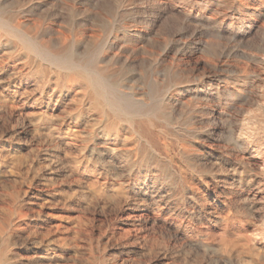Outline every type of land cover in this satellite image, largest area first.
<instances>
[{"label":"rangeland","instance_id":"obj_1","mask_svg":"<svg viewBox=\"0 0 264 264\" xmlns=\"http://www.w3.org/2000/svg\"><path fill=\"white\" fill-rule=\"evenodd\" d=\"M263 2L0 0L40 40L112 42L92 61L136 111L104 135L81 83L0 27L4 264H264ZM155 83L168 122L144 113Z\"/></svg>","mask_w":264,"mask_h":264},{"label":"bare ground","instance_id":"obj_2","mask_svg":"<svg viewBox=\"0 0 264 264\" xmlns=\"http://www.w3.org/2000/svg\"><path fill=\"white\" fill-rule=\"evenodd\" d=\"M15 20L16 17L14 15H10L7 18H0V27L6 33H8L10 37L17 40L22 45V47L26 49L29 53H31L35 57H38L41 61L47 62L48 64L52 65L57 70H59L57 76L60 80L62 79V81H64L61 84V87H65L68 84L77 81L81 83L84 93L83 100L81 102L87 100L86 103H88L90 107L95 108L96 111H98L99 115L106 118L108 122L107 126L105 127L103 126L104 128L102 127L104 135L106 134V136L110 137V134H112L111 132L113 131V128L117 125L120 116L130 115L136 112L134 110L132 111V109L126 106L123 102L122 98L126 94L122 91V89H128V90L130 89L121 83L122 81L121 73L111 69V66L114 61L113 58L104 60L100 57L99 58L97 57L95 61H92V57L94 53H96L97 50H99L100 46H102L101 44H105L104 47H106V45H110V44L114 45L112 42H108V41L101 42L96 40H90L87 42L85 41L81 42L80 40L62 41L58 38H49L48 40L44 41V40H40V37L43 36V34H50V31H48V29L45 28L39 31H34L33 29L25 28L20 23H16ZM122 33L129 34L128 28H122ZM80 45L82 47V50L78 51L77 48ZM98 53L99 51L95 55H97ZM25 65L27 66V63ZM44 73L45 72L43 71L40 72L43 80L42 90L44 89V87L47 88L50 85V80H49L50 78L48 79L47 74ZM155 84L156 85L154 86V89H151L152 102L151 103L141 102L142 107L144 109V113L152 114V116L150 117L153 119L157 118L165 122H168L172 116V113L173 114L175 113L172 104V101L174 100L173 95L171 96L166 93V87H167L166 83H162V84L155 83ZM59 85L60 83L55 84L57 88H59ZM145 96H147V94H145ZM80 109L81 108L78 107V111H80ZM134 115H136V113ZM153 119L149 121L146 120L144 122V126L148 127L149 125H151ZM5 257H6V247L0 250V264L5 263Z\"/></svg>","mask_w":264,"mask_h":264}]
</instances>
